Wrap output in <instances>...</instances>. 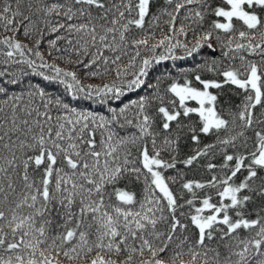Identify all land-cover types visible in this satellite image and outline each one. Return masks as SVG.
I'll return each mask as SVG.
<instances>
[{"label": "snow or ice", "instance_id": "1", "mask_svg": "<svg viewBox=\"0 0 264 264\" xmlns=\"http://www.w3.org/2000/svg\"><path fill=\"white\" fill-rule=\"evenodd\" d=\"M0 264H264V0H0Z\"/></svg>", "mask_w": 264, "mask_h": 264}, {"label": "trees", "instance_id": "2", "mask_svg": "<svg viewBox=\"0 0 264 264\" xmlns=\"http://www.w3.org/2000/svg\"><path fill=\"white\" fill-rule=\"evenodd\" d=\"M200 58H201V57H197L196 59L199 60ZM191 63H192L191 60H188V61H186V62H178V64H179L181 67H184L186 64H191ZM161 70H163V69H161ZM93 107H95V106H93ZM185 150H187V148H186Z\"/></svg>", "mask_w": 264, "mask_h": 264}]
</instances>
